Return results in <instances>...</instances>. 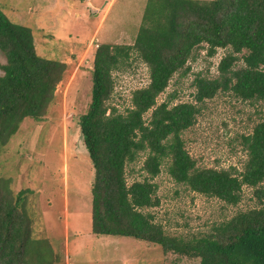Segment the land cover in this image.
I'll return each mask as SVG.
<instances>
[{
    "label": "trees",
    "instance_id": "trees-1",
    "mask_svg": "<svg viewBox=\"0 0 264 264\" xmlns=\"http://www.w3.org/2000/svg\"><path fill=\"white\" fill-rule=\"evenodd\" d=\"M206 45L220 58L217 76L197 75L193 102L157 104L171 79L189 70L193 51ZM0 147L24 119H43L54 101L66 64L35 51L31 29L13 23L0 7ZM135 54L147 67L149 82L131 92L123 111L108 103L112 72ZM241 61L242 65L236 66ZM230 92L241 100H264V0H146L132 44L102 43L94 50L90 102L78 117L83 146L93 167L90 186L91 232L130 237L164 253L198 259V264H264V120L240 136L246 152L241 170L197 167L181 133L191 127L207 99ZM150 111L148 119L144 115ZM145 154L142 180L126 181V166ZM166 172L189 190L236 205L243 186L254 188L259 207L238 212L212 232L189 238L171 236L148 211L158 205L152 181ZM0 178V264H58L45 238H34L24 191L14 195ZM28 191V190H27Z\"/></svg>",
    "mask_w": 264,
    "mask_h": 264
},
{
    "label": "rangeland",
    "instance_id": "rangeland-1",
    "mask_svg": "<svg viewBox=\"0 0 264 264\" xmlns=\"http://www.w3.org/2000/svg\"><path fill=\"white\" fill-rule=\"evenodd\" d=\"M146 0H0L5 16L31 29L35 51L66 64L54 101L40 121L27 118L0 147V178L10 180L16 195L24 191V206L32 236L45 238L58 254V264H198V259L164 253L159 246L130 237L91 232L90 186L93 167L83 146L78 117L90 102L94 50L102 43L132 44ZM227 49L213 56L206 45L193 51L186 74L175 73L157 104L193 102L197 75L217 76V65ZM5 57L0 51V65ZM242 65L237 62L236 66ZM2 70L0 68V75ZM113 91L108 103L119 111L130 105L131 92L149 82L146 65L131 55L112 72ZM150 111L144 117L148 119ZM264 120V100H241L219 92L201 105L194 124L181 133L184 147L197 167L241 170L246 152L240 136ZM145 154L126 166V181L142 180ZM165 162L152 180L157 206L150 208L155 222L171 236L189 238L212 232L238 212L259 207L254 188L243 186L241 199L230 205L176 183ZM28 190V191H27Z\"/></svg>",
    "mask_w": 264,
    "mask_h": 264
}]
</instances>
